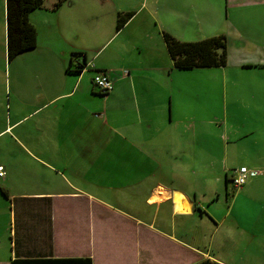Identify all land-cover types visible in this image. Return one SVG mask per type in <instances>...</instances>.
Masks as SVG:
<instances>
[{
  "label": "crops",
  "instance_id": "obj_1",
  "mask_svg": "<svg viewBox=\"0 0 264 264\" xmlns=\"http://www.w3.org/2000/svg\"><path fill=\"white\" fill-rule=\"evenodd\" d=\"M5 2L0 0V264L16 258L264 264V155L255 148L251 163L258 174L237 191L259 210L251 228L241 227L237 214L225 228L226 217L211 207L222 195L198 186V179L178 183L175 92L161 88L181 71L264 70V38L254 36L252 24L264 22V0H224L215 17L226 65L192 69L175 67L164 35L184 43L207 39L197 40L195 33L196 26L211 28V0H43L29 14L35 47L10 60ZM78 64L87 70L77 73ZM98 71L113 80L106 93L92 83ZM244 129L242 138L254 134ZM185 142L188 149L201 143ZM186 156L195 160V151ZM224 184L228 203L227 178ZM177 201L187 203L186 211L176 209Z\"/></svg>",
  "mask_w": 264,
  "mask_h": 264
},
{
  "label": "rangeland",
  "instance_id": "obj_2",
  "mask_svg": "<svg viewBox=\"0 0 264 264\" xmlns=\"http://www.w3.org/2000/svg\"><path fill=\"white\" fill-rule=\"evenodd\" d=\"M211 5L213 12L211 28L204 27L201 30L196 26L197 40L221 34L220 24H216L215 16L219 15L224 0H211ZM228 12L232 15V10ZM222 24L224 32L230 34L227 24L223 21ZM252 24L254 36L260 35L264 38V22ZM0 25L1 33L3 25L2 23ZM259 27H262V33L258 32ZM233 54L235 55V52ZM161 88L164 91L174 89L175 92V121L179 123L178 146L181 151V155L179 152L178 156L180 165L178 173L181 179L178 183L183 185L182 177H184L195 181L198 179L196 182L198 186H204V183L210 186L213 195H222L220 201L211 207H218V217H226L224 227H230L231 222L236 220L237 214L241 219V227L251 228L252 220L259 210L252 201H245L242 197L237 198L238 189H234L230 181L241 164H245L251 171L256 170L251 163L255 148L264 155V70L228 67L181 71L173 77L171 83H164ZM192 124L195 129L185 128ZM242 125L248 127V130L244 129L245 134L253 131L254 134L242 138ZM193 138L197 142L201 141L200 145L195 149L184 147V144L186 145L184 141ZM211 141H215V146H212ZM209 145L211 152L205 153L204 150L208 151ZM184 150L185 154L182 155ZM194 151L195 160L192 158V162L186 155L191 157ZM166 161L164 157V164ZM183 161H185L184 167L181 166ZM207 170H210V173ZM226 178L228 203L224 202L223 187ZM248 183L249 181L246 184ZM137 205L144 208L142 201ZM260 215L264 217V211H260Z\"/></svg>",
  "mask_w": 264,
  "mask_h": 264
},
{
  "label": "trees",
  "instance_id": "obj_3",
  "mask_svg": "<svg viewBox=\"0 0 264 264\" xmlns=\"http://www.w3.org/2000/svg\"><path fill=\"white\" fill-rule=\"evenodd\" d=\"M7 57L10 60L36 45V31L29 22V14L42 7L43 0H6ZM131 14L121 16L117 28H121ZM165 42L174 65L180 69L220 67L226 65V44L223 36L195 42H179L168 34ZM79 73L85 64H78ZM10 264H91L90 258L77 259H13ZM197 264H219L209 259Z\"/></svg>",
  "mask_w": 264,
  "mask_h": 264
},
{
  "label": "built area",
  "instance_id": "obj_4",
  "mask_svg": "<svg viewBox=\"0 0 264 264\" xmlns=\"http://www.w3.org/2000/svg\"><path fill=\"white\" fill-rule=\"evenodd\" d=\"M88 65L82 69V71L87 70ZM92 83L94 87L100 90L103 93L110 91L113 88V80L110 78L107 72H96L92 77ZM4 169L0 166V176H3ZM258 173L255 171H251L246 167H240L236 172L235 175L232 177V183L235 189L240 188L243 186L249 177H254Z\"/></svg>",
  "mask_w": 264,
  "mask_h": 264
},
{
  "label": "bare ground",
  "instance_id": "obj_5",
  "mask_svg": "<svg viewBox=\"0 0 264 264\" xmlns=\"http://www.w3.org/2000/svg\"><path fill=\"white\" fill-rule=\"evenodd\" d=\"M176 209L178 211H186V209H187V203L185 201H182V203H179L177 201V203H176Z\"/></svg>",
  "mask_w": 264,
  "mask_h": 264
}]
</instances>
